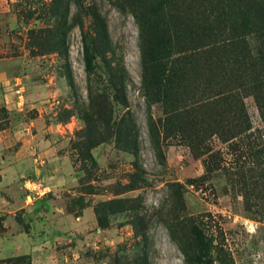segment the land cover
Here are the masks:
<instances>
[{"label":"rangeland","instance_id":"374dc122","mask_svg":"<svg viewBox=\"0 0 264 264\" xmlns=\"http://www.w3.org/2000/svg\"><path fill=\"white\" fill-rule=\"evenodd\" d=\"M136 5L0 0V264H202L190 223L206 264H264L257 103L250 141L169 128Z\"/></svg>","mask_w":264,"mask_h":264},{"label":"trees","instance_id":"16d2710c","mask_svg":"<svg viewBox=\"0 0 264 264\" xmlns=\"http://www.w3.org/2000/svg\"><path fill=\"white\" fill-rule=\"evenodd\" d=\"M135 1L145 94L167 107L165 124L191 142L208 132L224 142L252 140L243 98L252 95L264 119V0ZM83 54L89 70L86 44ZM189 227L196 251L189 257L206 264L211 246Z\"/></svg>","mask_w":264,"mask_h":264}]
</instances>
